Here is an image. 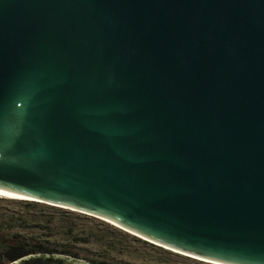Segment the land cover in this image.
Wrapping results in <instances>:
<instances>
[{
	"label": "water",
	"instance_id": "water-1",
	"mask_svg": "<svg viewBox=\"0 0 264 264\" xmlns=\"http://www.w3.org/2000/svg\"><path fill=\"white\" fill-rule=\"evenodd\" d=\"M0 188L264 264V0H0Z\"/></svg>",
	"mask_w": 264,
	"mask_h": 264
},
{
	"label": "rangeland",
	"instance_id": "rangeland-1",
	"mask_svg": "<svg viewBox=\"0 0 264 264\" xmlns=\"http://www.w3.org/2000/svg\"><path fill=\"white\" fill-rule=\"evenodd\" d=\"M0 198V237L45 243L95 264H208L157 247L137 235L89 215Z\"/></svg>",
	"mask_w": 264,
	"mask_h": 264
},
{
	"label": "trees",
	"instance_id": "trees-1",
	"mask_svg": "<svg viewBox=\"0 0 264 264\" xmlns=\"http://www.w3.org/2000/svg\"><path fill=\"white\" fill-rule=\"evenodd\" d=\"M26 205H35L34 202L22 201ZM33 254H63L68 255V251H60L53 248L48 243L29 244L20 240H2L0 237V264H8L28 255ZM74 254L73 257H77ZM95 264H106L104 262H96Z\"/></svg>",
	"mask_w": 264,
	"mask_h": 264
},
{
	"label": "bare ground",
	"instance_id": "bare-ground-1",
	"mask_svg": "<svg viewBox=\"0 0 264 264\" xmlns=\"http://www.w3.org/2000/svg\"><path fill=\"white\" fill-rule=\"evenodd\" d=\"M0 198L10 199V200H17V201H31V200H35L33 198H30L29 196H25V195H22V194H17V193H14L12 191H8V190H2L1 188H0ZM101 219L102 220H105L103 218H101ZM105 221H107V222H109V223H111V224H113V225H115V226H117V227H119V228L127 231L128 233H131L128 230H126V229H124V228H122V227H120V226H118V225H116V224H114V223H112V222H110L108 220H105ZM131 234H133V233H131ZM163 247L166 250L172 251L173 253H178V254H180L182 256H187L186 253H183V252L174 250V249L169 248V247H166V246H163ZM188 256L189 257H193L195 260H198V261H201V262H204V263H207L208 262L210 264H223V263H219V262H215V261H211V260H207V259H203V258H199V257H194L192 255H188Z\"/></svg>",
	"mask_w": 264,
	"mask_h": 264
}]
</instances>
